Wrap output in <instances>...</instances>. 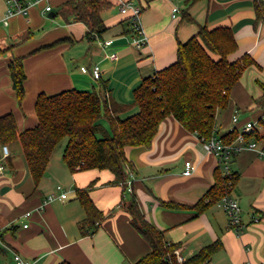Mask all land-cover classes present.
Wrapping results in <instances>:
<instances>
[{"label":"crops","instance_id":"obj_1","mask_svg":"<svg viewBox=\"0 0 264 264\" xmlns=\"http://www.w3.org/2000/svg\"><path fill=\"white\" fill-rule=\"evenodd\" d=\"M64 1L43 0L31 6L28 14H16L6 24L7 3L0 0V48L5 50L0 53V116L12 112L20 132L38 124L36 102L41 93L95 91L109 100L131 104L135 88L145 77L177 61L179 43L187 42L202 26H229L238 43L230 60L249 53L258 64L245 71L232 89L228 107L218 112L217 132L222 136L232 129L240 131L253 121L264 134L260 122L264 106L257 102L264 94V22L256 23V0H200L188 8L185 0H133L144 6L141 25L148 42L141 48L133 43L136 33L128 15L121 12L119 0L102 12L109 27L103 38L91 39L85 38L83 22H66L52 14ZM48 3L52 10L44 11ZM105 41L111 43L104 45ZM114 54L116 59L111 58ZM17 57L23 59L26 72L22 103L10 71L11 61ZM95 65L102 70L98 79L92 73ZM84 66L88 71L82 70ZM138 111V106H132L122 117ZM236 114L239 122L234 123ZM101 122L108 128L106 120ZM8 146L10 155L3 159L5 170L0 173V264H13L14 252L35 264L135 262L151 246L134 228L132 215L124 207L133 194L146 219L163 231L169 243L178 244L180 260L221 241L222 248L204 264L264 263V155L258 151L264 149V138L257 141L256 149L234 154L229 164L238 177L232 194L242 208L241 233L217 203L198 212L197 203L214 186L216 170L221 167L201 138L174 116L161 123L149 147L126 148L131 190L115 183L116 175L108 169L71 171L63 159L62 145L36 185L20 140ZM188 160L195 165L191 175L184 174ZM87 187L104 218L96 229L86 224L84 233L80 223L87 214L77 188ZM64 191L67 198L47 200L51 193L59 196Z\"/></svg>","mask_w":264,"mask_h":264},{"label":"trees","instance_id":"obj_2","mask_svg":"<svg viewBox=\"0 0 264 264\" xmlns=\"http://www.w3.org/2000/svg\"><path fill=\"white\" fill-rule=\"evenodd\" d=\"M198 1L185 0L186 7ZM114 4L113 0H66L56 6L54 13L66 22H83L87 26L85 38H103L109 27L102 12ZM254 6L256 23L264 22L263 0H256ZM132 30L135 33L134 28ZM237 48L231 27L202 26L187 42L179 43L175 63L143 79L133 92V103H119L98 92L77 89L53 95L41 93L36 102L38 124L20 132L14 114H3L0 116V143L20 140L34 182L38 185L57 147L68 139L63 159L71 171L111 170L116 175L114 182L122 183L127 190L131 161L127 158L126 148L149 147L168 116H174L186 130L200 138L220 137L226 142L237 138L240 133L237 129L218 135L217 114L228 107L232 89L245 71L258 64L249 53L230 60L229 56ZM4 51L0 48V53ZM10 71L16 96L22 103L26 95V72L21 57L11 61ZM257 102L264 106V94ZM132 106H138L139 111L123 118L122 114ZM102 119L107 121L108 128ZM260 122L264 124V119ZM263 138L264 134L258 130L247 136V139L256 141ZM232 175L235 184L238 177L233 172ZM227 179L220 168L216 170V183L197 203L198 212L220 201L225 194ZM88 190L89 187L77 188L78 199L87 214L80 223L84 233L87 232L86 224L96 229L104 218ZM124 207L132 215L134 228L151 246L149 253L131 264H204L223 246L221 241H216L180 260L176 252L178 244L169 243L163 231L146 219L135 194Z\"/></svg>","mask_w":264,"mask_h":264},{"label":"built area","instance_id":"obj_3","mask_svg":"<svg viewBox=\"0 0 264 264\" xmlns=\"http://www.w3.org/2000/svg\"><path fill=\"white\" fill-rule=\"evenodd\" d=\"M43 0H6L7 3V11L4 16V22L8 24L9 19L16 14H28V11L31 6L36 5L37 3ZM48 1V0H46ZM120 10L122 13L129 16L133 28L135 30L136 36L133 38V43L137 48H141L148 42V37L141 25V14L143 12V6L138 2H134L133 0H119ZM52 10V6L48 3L44 9V11ZM178 11V8H176ZM111 43V41H105L104 45ZM111 58L116 59V55H112ZM83 71H88L87 67H82ZM93 76L95 78H100L102 74V70L99 65H95L92 70ZM234 123L239 122V117L234 116ZM263 125V124H262ZM258 130L257 122L248 121L240 130L239 135L233 142H226L220 137H214L211 139L201 138L203 142V146L207 152L213 153L217 159L221 169L224 171V174L228 177L226 181V190L223 197L218 201V205L223 208L228 215L230 216V224L231 226L238 232L241 233L243 230V223L241 212L242 208L239 202L234 198L232 194V189L234 187L233 184V175L230 169V160L233 155L244 150V149H256L257 141L256 140H248V134L254 133ZM260 155H264V149L258 150ZM10 155V149L8 144L2 145V156L0 157V173L5 170V165L3 159ZM195 170V165L193 161L188 160L185 162V175H191ZM131 180H129V190H131ZM58 190H63L61 185H58ZM67 191L62 192L59 196L57 194L52 193L47 197L48 201L54 200L59 197L61 199L67 198ZM30 214V213H28ZM257 219V218H256ZM28 226V224H25ZM1 234V232H0ZM13 264H35L33 259L27 258L18 252H14L13 255ZM264 264V263H263Z\"/></svg>","mask_w":264,"mask_h":264},{"label":"rangeland","instance_id":"obj_4","mask_svg":"<svg viewBox=\"0 0 264 264\" xmlns=\"http://www.w3.org/2000/svg\"><path fill=\"white\" fill-rule=\"evenodd\" d=\"M67 140L68 139H64L63 141H62V143L60 144V145H62L61 147H62V149H63V147L65 148V145H66V143H67ZM61 147H60V150H59V152L58 153H60L61 152ZM52 194V193H51ZM56 194V193H55Z\"/></svg>","mask_w":264,"mask_h":264},{"label":"water","instance_id":"obj_5","mask_svg":"<svg viewBox=\"0 0 264 264\" xmlns=\"http://www.w3.org/2000/svg\"><path fill=\"white\" fill-rule=\"evenodd\" d=\"M52 14H53V15H55V13H54V12H53Z\"/></svg>","mask_w":264,"mask_h":264}]
</instances>
